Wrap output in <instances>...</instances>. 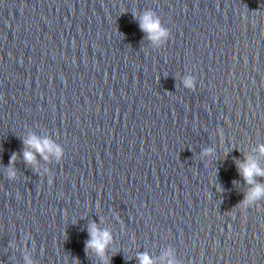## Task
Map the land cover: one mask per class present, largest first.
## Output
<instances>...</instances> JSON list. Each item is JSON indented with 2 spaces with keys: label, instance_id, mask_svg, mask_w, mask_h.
I'll list each match as a JSON object with an SVG mask.
<instances>
[{
  "label": "clouds",
  "instance_id": "clouds-1",
  "mask_svg": "<svg viewBox=\"0 0 264 264\" xmlns=\"http://www.w3.org/2000/svg\"><path fill=\"white\" fill-rule=\"evenodd\" d=\"M140 28L144 32L148 33L149 39L153 41L168 35L167 30L163 29L159 19L155 18L154 13L152 12H146L140 17ZM191 84V80L185 81L186 86H191ZM24 144L26 145V149L31 148L34 150H25L23 153L25 162L29 164H32L35 161L34 153H40L43 155L46 151L50 153L54 152L58 158L62 155V149H60L47 138L41 140L40 138L33 135L29 139H26ZM208 151L210 152L211 150ZM259 152L264 155V145L259 147ZM44 158L47 159V157ZM14 163L15 155H13L12 160L9 162V178H14L16 175L15 169L13 167ZM239 168L245 181L254 185L250 193L246 196V200L251 201L264 196V185L258 184L254 180L255 176H264V169H261L258 163L251 158H247L245 163L239 165ZM89 235L91 238L87 242V247L94 249L98 255L103 256L108 244L112 240L110 232L99 229L96 223L93 222L89 227ZM137 259L139 260L140 264H155V262L148 256L147 253L139 254ZM29 264H31L30 261ZM168 264H174V261L169 260Z\"/></svg>",
  "mask_w": 264,
  "mask_h": 264
}]
</instances>
